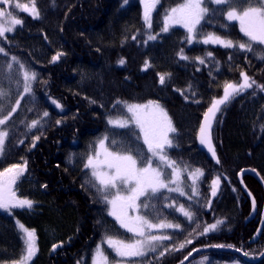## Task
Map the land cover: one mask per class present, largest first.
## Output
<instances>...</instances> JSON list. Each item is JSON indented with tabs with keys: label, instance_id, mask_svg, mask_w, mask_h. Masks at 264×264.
<instances>
[{
	"label": "trees",
	"instance_id": "1",
	"mask_svg": "<svg viewBox=\"0 0 264 264\" xmlns=\"http://www.w3.org/2000/svg\"><path fill=\"white\" fill-rule=\"evenodd\" d=\"M15 1L33 5L38 17L10 6L7 13L19 26L0 37V118L19 100L2 125L6 138L0 173L13 165L26 166L22 180L0 190V205L21 193L33 206L13 214L0 211V264L17 262L24 254V237L15 220L35 231L38 252L31 264H90L98 242L131 238L109 218L110 192L92 182L85 161L95 151V139L105 136L111 152L133 157L139 167L147 165L149 153L135 125L112 128L108 121L128 118L129 104L148 102L160 106L172 123L168 159L183 173L201 170L202 177L193 201L167 192L141 201L147 220L179 229L168 232V240L135 264H179L203 247L207 252L187 264H197L201 257L209 264H250L233 251L257 258L264 251V228L259 241L252 243V237L263 190L250 176L239 180L238 173L253 169L264 182V45L248 42L237 24L226 21V5L206 6L196 37L215 35L247 45V50L188 45L182 29L162 32L167 11L183 0H160L150 28L143 23L139 0ZM227 6L242 11L249 5L228 0ZM242 74L251 88L230 98L210 130L214 161L198 147L197 133L212 101ZM65 129V140L59 142L57 133ZM216 178L219 191L210 200ZM240 181L257 207L250 222L251 207ZM31 186L36 194L29 193ZM170 202L191 212L192 220L167 209ZM217 221L221 224L207 234L206 228ZM67 236L69 244L52 249ZM254 264H264V259Z\"/></svg>",
	"mask_w": 264,
	"mask_h": 264
},
{
	"label": "rangeland",
	"instance_id": "2",
	"mask_svg": "<svg viewBox=\"0 0 264 264\" xmlns=\"http://www.w3.org/2000/svg\"><path fill=\"white\" fill-rule=\"evenodd\" d=\"M159 1L139 0L142 20L147 28L151 26L153 11ZM255 1L237 0L238 3L246 2L249 5L245 7V10L239 11L236 7L227 6L228 0H183L167 11L162 20V32L166 33L172 28L182 29L187 34L188 45L200 43L220 48L247 50V45H235L231 41L215 35H209L202 39L196 37L197 27L205 17L206 6L208 4L226 5V21L237 24L241 34L248 42L264 45V0H260L258 3ZM3 2L0 3L7 9L5 11L0 9V37L2 38L11 35L19 26V22L7 13L10 6H15L20 12L33 18L38 17V12L33 5L17 4L15 0H3ZM148 39L152 40L153 35L149 34ZM146 68L147 64L143 69ZM25 77L27 78V75ZM251 86L248 77L242 74L240 81L228 84L223 94L214 99L205 111L196 141L198 147L212 160L216 161L210 132L215 115L230 98L245 92ZM27 91L28 87L26 86L23 95ZM18 102V98L13 101L11 109L13 112L16 111ZM53 103L55 104V102ZM126 111L129 115L128 118L109 120L108 124L112 128L121 129L134 124L149 153V162L147 165L139 167L133 157L111 152L106 143V137L95 139L96 149L94 154L92 153L93 155L87 159L86 168L93 180L110 192L107 197L109 218L131 238L123 240L108 237L98 242L90 256V264H135L136 260L154 252L162 242L168 240V232L179 229L178 226L169 222L154 223L147 220L140 211L141 201L144 198L159 192H167L193 201L199 194L198 182L202 177V171H184L183 173L166 155V149L171 145L173 133V126L167 113L153 102L141 105L129 104ZM11 112L8 114L9 116L12 114ZM8 115L0 118V154L6 138L2 125L8 119ZM25 172L24 163L13 165L4 170L0 173V190L12 188L24 177ZM99 175L106 176L104 181L102 178L99 179ZM99 180L104 183L102 184ZM220 183L218 178L212 182L210 200L218 194ZM32 206L31 198L19 197L16 201H5L0 205V211L13 214L17 209H30ZM166 208L173 209L187 221H191L193 218L191 212L173 202L167 203ZM15 221L23 234L25 251L22 258L12 264H31L38 252L35 231L24 227L19 221ZM220 224L221 221H217L209 225L205 232L207 234L214 232ZM59 246L60 243L55 241L52 249L56 250ZM207 249L209 248L203 247L201 253H206ZM197 264H209V261L207 258L201 257Z\"/></svg>",
	"mask_w": 264,
	"mask_h": 264
},
{
	"label": "water",
	"instance_id": "3",
	"mask_svg": "<svg viewBox=\"0 0 264 264\" xmlns=\"http://www.w3.org/2000/svg\"><path fill=\"white\" fill-rule=\"evenodd\" d=\"M248 175L250 177H252L253 179H255V181L260 185V187L262 188L263 192H264V183L262 182L260 176L258 175V173L254 170L251 169H245V171H242L239 175L238 178L240 179L241 177ZM240 187L241 190L243 192V194L246 196V198L249 200L250 204H251V210H250V214L249 217L247 219V222L252 221L255 218L256 215V206L254 203V200L252 198V196L250 195V193L247 191V189L245 188V186L243 185V183L240 182ZM263 226H264V205H263V209L261 212V218H260V222L258 225V229H257V236L259 237L262 230H263ZM208 250V249H207ZM205 250V251H207ZM203 249H199V250H195L192 253H190L183 261H181L179 264H187V262L197 253L202 252ZM235 254H237L238 256H240L241 258H243L246 262L250 263V264H254L259 262L263 257H264V252L256 259H248L247 257H245L244 255H242L239 251H233Z\"/></svg>",
	"mask_w": 264,
	"mask_h": 264
},
{
	"label": "bare ground",
	"instance_id": "4",
	"mask_svg": "<svg viewBox=\"0 0 264 264\" xmlns=\"http://www.w3.org/2000/svg\"><path fill=\"white\" fill-rule=\"evenodd\" d=\"M67 133V130L65 129V130H62V131H58V133H57V139H59L60 141L59 142H63L64 140H65V138H64V135ZM100 137H103V136H100ZM105 137V136H104ZM106 140V143H107V145H108V142H107V138L105 139ZM108 148H109V146H108ZM96 149V148H95ZM94 154V153H93ZM93 154H91V155H93ZM91 155H89L88 157H87V159L91 156ZM87 159H86V161H85V168H86V162H87ZM87 169V168H86ZM245 169L246 168H244V169H242L241 171H239V173H238V175L242 172V171H245ZM251 170H253V169H251ZM87 171H88V173H89V170L87 169ZM255 171V170H254ZM26 173V172H25ZM259 175V174H258ZM89 176H90V178H91V180H92V182L97 186V187H99V188H102V189H105V188H103V187H101L100 185H98L99 183L97 182V181H95V180H93V178L91 177V175H90V173H89ZM245 176H248V175H245ZM106 176H104V175H99V179L100 178H102L103 179V181H104V178H105ZM244 177V176H243ZM242 178V177H241ZM241 178L239 179V180H241ZM261 178V177H260ZM23 179V178H22ZM21 179V180H22ZM255 180V179H254ZM262 180V179H261ZM100 181V180H99ZM103 181H100L102 184L104 183ZM241 183H243L242 181H240ZM256 182V181H255ZM263 182V181H262ZM264 183V182H263ZM29 184H33L34 185V187H35V184L34 183H29ZM258 184V183H257ZM243 185H244V183H243ZM259 185V184H258ZM245 186V185H244ZM260 186V185H259ZM246 188V187H245ZM36 189V188H35ZM32 186L31 187H29V193L30 194H36V192L34 191L35 190ZM240 189H241V187H240ZM247 189V188H246ZM262 189V188H261ZM242 191V190H241ZM247 191H248V189H247ZM249 192V191H248ZM243 193V192H242ZM250 193V192H249ZM250 195H251V193H250ZM252 196V195H251ZM19 197H21L22 198V196H21V193H19L18 195L16 194V196H14L13 197V199H12V201H16L17 199H19ZM246 197V196H245ZM252 198H253V196H252ZM247 199V198H246ZM248 200V199H247ZM253 200H254V198H253ZM249 201V200H248ZM254 203H255V201H254ZM249 204H250V202H249ZM263 205H264V192H263V204H262V208H261V211H260V213H259V222H260V218H261V212H262V209H263ZM255 206H256V204H255ZM250 207H251V204H250ZM17 210H19V209H17ZM256 211H257V207H256ZM256 215H257V212H256ZM256 215H255V217H256ZM23 225V224H22ZM24 226V225H23ZM25 227V226H24ZM27 228V227H26ZM263 228H264V226H263ZM258 229V228H257ZM256 232H257V230H256ZM256 232L254 233V235H253V237H252V240H254V241H252V243H254V242H256V241H259V239H260V236H261V234H260V236L258 237L257 236V234H256ZM262 233V232H261ZM68 237V236H67ZM70 237H68V238H64L62 241H58V243H60V245H62V244H64V243H66V244H69L70 243V240L71 239H69ZM264 252V251H263ZM262 252V253H263ZM261 253V254H262ZM260 254V255H261ZM264 259V257L261 259V260H263ZM246 262V261H245ZM246 263H248V262H246Z\"/></svg>",
	"mask_w": 264,
	"mask_h": 264
}]
</instances>
